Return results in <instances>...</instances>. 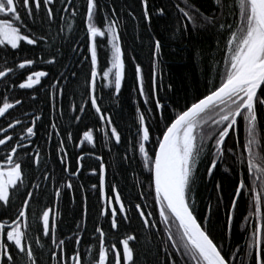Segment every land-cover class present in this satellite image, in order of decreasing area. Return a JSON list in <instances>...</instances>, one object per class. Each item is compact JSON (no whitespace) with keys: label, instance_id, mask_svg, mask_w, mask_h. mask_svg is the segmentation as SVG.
Masks as SVG:
<instances>
[{"label":"snow or ice","instance_id":"obj_1","mask_svg":"<svg viewBox=\"0 0 264 264\" xmlns=\"http://www.w3.org/2000/svg\"><path fill=\"white\" fill-rule=\"evenodd\" d=\"M58 2L59 9L56 7ZM213 2L211 13L201 11L203 5L198 6V0H163L162 5L153 12L150 0H139L141 18L149 25L153 15L162 18L169 16L174 9L176 26L172 29L173 36L179 33L180 39L191 41L190 55L194 62L203 63V57L210 56L209 68L220 77L218 82L209 80L206 94L194 96L191 103L180 104L179 98L161 96L159 92L163 88L162 73L159 74L157 83L156 63L159 61L162 45L161 40L152 33L149 35L153 45V71L148 93L144 88L142 66L140 63L135 64L134 74L139 96L143 98L146 106L151 101L154 107L148 106L143 111L139 107L136 108V132L131 145L133 154L128 156L126 149L123 159L129 162V167L131 161L135 160L141 169L148 170L149 191L139 195L146 199L148 194H153V207L158 209L159 220L150 219L155 213L146 212L140 203H136L132 208L137 211L146 232L156 230L164 234L157 247L163 245L166 259L157 261V264H177V258L180 264H238V260L239 264H264V129H261L259 120L260 114H264V0ZM79 10L74 5V0H0V16L8 17L0 18V78L3 79L5 88L8 87L9 81L18 78L19 72L43 61L44 55L48 56V59L43 61L44 64L52 65L58 62L59 54L55 45L60 43L62 48L63 41L73 39L71 32L75 30L74 21ZM109 11L111 15L108 14ZM68 13L71 14L72 22H69ZM128 15L136 19L132 9ZM101 17L104 21L102 25L98 23ZM25 20L30 22L32 27H29ZM57 23L61 26L56 35L50 36L51 28ZM82 23L90 56V74L85 78L88 99L100 121L106 125L103 129L105 140L109 143L114 140L115 144L119 145L121 132L113 124L111 113L102 111L97 100L96 87L99 75L97 41L106 38L111 58L110 66L103 70L102 76L108 81V85L114 87L116 96H119L122 88L125 62L121 46L120 18L116 16L114 7L109 10L100 5L99 0H86ZM65 27L69 30L68 35H64ZM203 32H211L218 38L216 47L223 58L222 67L218 66L219 61L215 58L217 53L207 51L204 46L195 43V37ZM224 34H227V38L222 42ZM22 43L42 47L33 58H27V53L23 58L19 55L9 58L10 51L20 52ZM72 47L75 49L81 45L73 44ZM9 64L12 66H8ZM49 75V72L43 69L28 71L19 84H13L12 87L31 90V98L35 100L42 79ZM75 78L76 73L72 72L70 78L61 73L52 80L50 87L54 105L55 96L63 95L64 88L67 87V83L61 84V80L70 83ZM171 88L172 85L169 84L167 89ZM2 98L0 117L10 116V110L22 103V99H13L10 102L7 93L3 94ZM73 108L75 109V105ZM166 110H170L167 119L164 115ZM86 111L85 104H80L79 112L83 114ZM74 118L80 121L83 116L76 115ZM41 119L42 113L32 114L31 121L26 127H21L19 133L15 132V128L22 124L19 119L6 121V128L0 126V134H3L0 137V147L5 150L4 155L0 156V264H41L40 255L45 251L55 264H137L139 256L130 243L137 239V234L124 235L117 241L121 247H117V242L107 243L108 233L100 224L95 225L91 234L92 243L87 244L82 253L80 246L87 231V196L83 198L81 221L77 222L76 232L69 238L74 241L71 249L67 247L69 241L57 236L56 217L50 216L52 208L41 206L42 210L37 215L33 202L40 205L41 194L48 193L47 189L32 180L31 176L39 175L41 181H53L57 185L54 186L52 195L58 204L62 192L74 187L73 180L85 167L84 153L81 151L76 157L75 171L71 170L66 147L67 142L72 140L71 131L67 132L66 138L58 141L56 147V159L60 164L58 172L49 160L42 159L39 147L32 152L27 151L28 145L33 143L32 138L36 136L37 122ZM241 120L245 135L242 151L236 152L234 147L228 146V138L234 136L236 145L239 146L236 134L238 122ZM161 121L164 122L162 135H158L153 141L152 129L159 128ZM51 128L56 135H60L56 122L51 123ZM17 136L20 139H17ZM46 139H50V136L46 135ZM81 139L95 143L93 129L89 127L83 131ZM22 141H27V144ZM153 143L154 147L150 149L149 145ZM137 153L139 160H136ZM202 156L205 161H210L206 164L208 180L213 177L218 164L226 158L232 159L233 166L237 163L241 165V175L225 215V235L230 232L239 197L247 192L249 199L246 203L249 212L244 219L251 220L254 217L255 222L243 247L237 246L236 249L229 248L226 251L223 239L215 241L211 229L206 226L213 214L214 205L211 200L207 202L204 224L197 218L194 208V185L198 180ZM97 159L98 169L92 167L89 170L98 176V185L93 184L91 187L98 189L99 198L103 202L99 215L105 218L110 216V229L118 231V221L130 219L128 209L115 184L107 186L106 190V166L103 157ZM245 159L247 181L244 175ZM25 166L29 169L27 173ZM65 173L68 174L67 178ZM26 179L33 183L39 192L28 188ZM215 189V207L219 208L223 200L219 181L215 183ZM109 191L112 195L108 194ZM14 197H22L19 208L15 207ZM30 211L31 224L28 218ZM160 224L163 229H159ZM33 225L36 226L37 232H42V236L34 238L38 247H34L33 238L29 236ZM43 238H49L50 243L42 242ZM97 249L95 258L89 255L85 259L86 254Z\"/></svg>","mask_w":264,"mask_h":264},{"label":"trees","instance_id":"obj_2","mask_svg":"<svg viewBox=\"0 0 264 264\" xmlns=\"http://www.w3.org/2000/svg\"><path fill=\"white\" fill-rule=\"evenodd\" d=\"M163 0H150V8L154 9L162 5ZM100 5L105 6L107 9L114 7L116 9V16L120 18L121 27V46L124 50L125 73L122 81V88L119 96L114 94V87L108 85V81L103 78L102 73L106 67H109L110 46L107 45L106 38L98 39V73L96 95L98 103L103 112L111 113L113 124L117 130L121 132V142L116 145L114 140L109 143L105 140L103 129L106 125L100 121L99 116L91 107L90 100L86 92L87 85L85 78L90 74V56L87 52V41L85 36V28L82 23L84 13L86 11V0H74V5L80 10L74 21L75 30L71 32L73 39L70 41H63V47L60 43H56V51L59 54L58 62L52 65L44 64L43 61L48 59L44 55L43 61L38 62L36 65L27 68L30 71L46 70L49 76L42 79V84L37 88L36 99L33 100L32 91L26 89H14L13 84L17 85L18 78L8 82V87L5 88L4 82L0 84V104L3 102V94L7 93L9 99H22L21 105L17 109V115L22 121L23 126L28 125L31 121L32 114L36 112L42 113V119L36 125L35 143L30 146V149L39 147L42 153V159L49 160L50 164L54 166L58 172L60 169L59 161L56 159V147L58 141L66 138L68 131H71L73 136L72 140L68 141L66 147L69 152V160L71 162V170L75 171L76 157L80 155L81 151L84 153L83 164L85 167L81 173L73 180L74 187L70 190L62 192L58 202L60 211V218L58 220V238L67 239L76 232L77 222L81 221L83 214L84 196H87V231L84 233V238L80 247L92 243L91 234L94 231L95 225L100 224L108 233V238L115 239L116 241L126 234H137V239L130 242L134 248L135 253L139 256L137 264H157V261L166 259L163 252V245L157 247L162 236V231L154 230L151 233L146 232L142 226L141 219L132 206L140 203L142 207L148 211H154L157 215L156 208L153 207V194H148L147 198L140 196L141 192L148 193V183L150 177L147 169H141V166L136 161L129 162L123 158L126 154L132 156L131 145L135 139L136 132V108L139 107L142 111L146 107H154L153 104L145 105L143 98L139 96L138 84L134 74L135 64L140 63L142 66V75L144 79L145 92L148 93L152 83V43L149 33H152L161 40V55L159 61L156 63V72L158 74L157 83H159V74L162 73L163 88L160 89L159 94L164 97L171 96L173 99L179 98L180 104L185 102L191 103L194 96L206 94L207 82L209 80L219 81L218 73L213 72L209 68L210 56L203 57V63L193 61L190 55L191 41L179 38V33L173 36L172 29L175 25V10L171 11L169 16L157 17L153 15L151 24L143 21L141 18V6L139 0H99ZM202 4L201 11L211 13L214 8L213 0H198V6ZM57 9L60 3L56 5ZM135 12L136 19L128 15L129 10ZM110 14V11L108 13ZM69 22L71 21V14L68 13ZM114 18V17H113ZM229 15V22H231ZM99 24H103V18L98 20ZM60 23L53 25L49 35H56ZM39 34V33H38ZM69 30L65 27L64 35H68ZM227 34L222 37V42L226 40ZM59 39V38H57ZM218 38L211 32H203L195 37V43L200 44L206 48L207 51L215 52L216 60L219 61V67L223 66L222 55L216 47V40ZM73 44H79L81 47L73 48ZM41 46H21L20 52L17 53L12 50L8 53L9 58L19 55L21 58L27 53V58H33V55L39 53ZM49 51L51 48L49 47ZM133 57L135 59H133ZM9 64L8 66H10ZM76 73V78L69 83L66 80H61V84L67 83L64 88L63 95L55 96V105L53 104L52 89L50 87L54 78L63 73L65 77H71V73ZM111 79V76L109 77ZM171 84V90L167 86ZM79 85V87H77ZM102 97V99H101ZM85 104L87 111L83 114L79 112V105ZM75 105V109L73 106ZM76 115H82L80 121L75 120ZM165 118L170 116V110H166ZM260 127L264 129V114H260ZM26 121V122H25ZM25 122V124H24ZM56 122L60 135H56L51 128V123ZM149 117V123H151ZM170 123V120H168ZM164 122L161 121L159 128L152 129V140L155 141L158 135H162L161 129ZM25 126V127H26ZM91 127L95 143H88L82 141V133ZM110 133V128L108 129ZM46 135L50 139H46ZM239 138V146L236 145V138L230 136L228 138V146L234 147L236 152L242 151V144L244 141V127L242 120L238 122L237 134ZM107 144V146H105ZM79 145V147H77ZM154 143L149 145L151 149ZM97 157H103V162L106 166V190L107 186L115 184L121 193V197L128 209L130 219L128 221L119 220V230H111L107 218L99 215V209L102 206V201L99 198L98 189H93L91 185H98V176L90 172V168L95 167L98 169L99 160ZM246 157V153H245ZM136 160H139L138 153ZM202 162L199 164L198 180L194 185L196 196V204L194 205L195 212L198 220L204 224V216L206 212L207 202H213V214L211 220L207 223V227L211 229V235L215 238L216 242L223 239L225 250L229 248L236 249L237 246H245V242L249 237L252 230V225L255 222L253 217L251 220H245L244 217L248 214L249 208L246 201L249 199L247 192L239 197L237 207L234 212L233 223L230 232L226 231L225 215L230 201L234 194V188L237 185L241 175V165L237 163L233 166L232 159L226 158L224 162L219 163L211 180L206 178V164L210 161H205L202 156ZM26 173L29 171L25 166ZM67 178L68 174H64ZM244 175L247 181L246 172V159L244 162ZM31 179L40 183L42 187L47 189V195L41 194L42 198L40 205L35 201L33 206L37 211L42 209L41 206H51L54 202L52 195L54 186L53 181H41L39 175L33 174ZM219 181L223 194V200L219 208L215 207L217 191L215 183ZM28 188L35 189L34 184L26 179ZM109 195L112 193L109 191ZM16 204L21 202L22 197H14ZM254 211V209H252ZM264 213V207H262ZM158 221V219H156ZM159 229H163V225H158ZM223 229V231H222ZM247 229V230H246ZM145 237H148L147 239ZM67 241V240H66ZM67 247L71 249L74 246V241L68 240ZM96 253V252H94ZM250 260L251 258H247ZM41 264H49L50 258L45 251L40 255ZM177 264H180L177 258ZM239 264V260H238Z\"/></svg>","mask_w":264,"mask_h":264},{"label":"flooded vegetation","instance_id":"obj_3","mask_svg":"<svg viewBox=\"0 0 264 264\" xmlns=\"http://www.w3.org/2000/svg\"><path fill=\"white\" fill-rule=\"evenodd\" d=\"M58 4V3H57ZM0 18H5V19H7L8 17H6V16H0ZM25 23H28L29 24V27H32V24L30 23V22H28L27 20H25ZM25 46V45H27V44H25V43H22V45L21 46ZM28 46H30V45H28ZM10 66H12V65H10ZM28 71H30L29 69H26V70H23L22 72H19V70H18V72H19V74L21 73V76L17 79V81L16 82H18V84H19V82H20V80L21 79H23L26 75H27V72ZM3 82V79L1 78L0 79V84ZM17 84V85H18ZM10 102H11V99H10ZM17 108V107H16ZM14 109V110H10V112H11V115L10 116H7V117H0V126H2V127H5L6 128V121L7 122H11V119L12 118H16V119H19V115H17L16 113H17V109ZM20 120V119H19ZM26 122V121H25ZM25 122H24V124H25ZM25 126H26V124H25ZM25 126H23V124H21V126L20 127H16L15 128V132L16 133H19V131L21 130V127H25ZM2 135L3 134H0V137H2ZM35 137L36 136H34L33 138H32V140H33V142L35 141ZM17 139H20V137L19 136H17ZM22 143H25V144H27V141H22ZM35 143V142H34ZM31 145H33V143L31 144ZM31 145H28V148H27V151L28 152H32L33 150H34V148H32V149H30V146ZM4 152H5V150L2 148V147H0V156H3L4 155ZM27 184V183H26ZM27 187H28V185H27ZM70 191L72 192V190L70 189ZM26 194V193H25ZM21 200H22V198H21ZM20 203L21 202H19L18 204H15V207L16 208H19V206H20ZM45 207H51L52 208V213L50 214V216H55L56 217V220H57V226H58V220H59V218H60V211H59V208H58V205L55 203V201L53 202V204L51 205V206H45ZM42 210V209H41ZM40 210V211H41ZM157 210V215H156V213H155V215L152 217V218H150V219H158L159 220V215H158V209H156ZM40 211H37V215H39V212ZM146 212L148 211L147 209L145 210ZM14 218V217H13ZM29 222H30V224H31V222H32V216H31V211L29 212ZM110 219H111V217L109 216L108 218H107V221L109 222V224H110ZM35 228H36V226L35 225H33L32 226V228H31V230H30V232H29V236L30 237H32L33 238V244H34V247H38V246H36L35 245V241H34V238L36 237V236H42V232H37L36 230H35ZM70 238V237H69ZM69 238H67V239H65V240H69ZM116 239V238H115ZM115 239H110V238H108V240H107V243H109V244H111V243H113V242H117ZM42 242H47V243H50V239L49 238H43V240H42ZM117 247H121V245L117 242ZM81 251H82V253L84 252V247H81ZM94 252H98V249L96 250V251H94ZM88 253V254H86L85 255V259H87L88 258V256L89 255H91L93 258H95V255H96V253ZM69 254H70V252H69ZM49 264H55V262L54 261H51L50 260V263Z\"/></svg>","mask_w":264,"mask_h":264},{"label":"water","instance_id":"obj_4","mask_svg":"<svg viewBox=\"0 0 264 264\" xmlns=\"http://www.w3.org/2000/svg\"><path fill=\"white\" fill-rule=\"evenodd\" d=\"M1 79V78H0Z\"/></svg>","mask_w":264,"mask_h":264}]
</instances>
